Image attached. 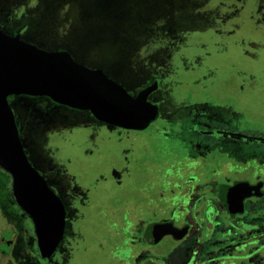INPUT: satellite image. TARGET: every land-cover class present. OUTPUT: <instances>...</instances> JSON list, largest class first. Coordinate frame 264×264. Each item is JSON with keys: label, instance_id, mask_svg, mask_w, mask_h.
<instances>
[{"label": "rangeland", "instance_id": "374dc122", "mask_svg": "<svg viewBox=\"0 0 264 264\" xmlns=\"http://www.w3.org/2000/svg\"><path fill=\"white\" fill-rule=\"evenodd\" d=\"M12 21L22 32L28 28L25 40L44 50H65L77 62L101 68L132 95L152 75L158 76L160 87L149 99L159 104L161 115L150 126L157 128L150 139L146 133L96 123L85 111L57 106L46 98L36 100L49 104L51 118L46 120V133L34 136L33 146L56 150L78 172H72L77 183L69 181L61 191L68 194L75 209L83 253L95 248L101 254L108 248L107 255L116 258L124 247L133 219L127 211L140 208L134 206L139 201L137 196L125 199L123 187L114 188L107 181L106 169L119 167L110 158L127 164L128 156L142 155V147L148 146V159L159 166L163 163L159 149L168 147L169 160L174 163L169 176L165 165L147 174L146 184L164 186L166 196H176L165 203L148 199V213L157 211L178 225L188 215L193 224L199 222L208 198L188 204L189 191L179 180L190 181L186 174L195 156L193 143L200 145L212 138L207 129L219 125L210 115L212 106L205 96L233 86L226 84L230 79L239 83L248 80L247 72L264 71V0H0V22ZM259 87L264 89V84ZM259 135L264 137V132ZM162 137L165 141L160 144ZM255 144L264 150V142ZM32 154L36 165L38 156ZM182 163L188 165L186 170L176 168ZM172 203L177 204L174 210ZM5 223L0 215V226ZM196 230L199 257L212 246L219 249L221 239L232 235L209 228L211 241H205L204 225ZM37 263L47 262L40 259Z\"/></svg>", "mask_w": 264, "mask_h": 264}, {"label": "flooded vegetation", "instance_id": "af4514ba", "mask_svg": "<svg viewBox=\"0 0 264 264\" xmlns=\"http://www.w3.org/2000/svg\"><path fill=\"white\" fill-rule=\"evenodd\" d=\"M0 30L11 37L20 35L21 39L27 43L34 44L33 42L27 41L23 38V36L26 37L25 32L28 28L22 32L20 31L19 24L16 22L12 21L11 24H3L0 22ZM226 84L230 85L232 83ZM235 84L238 85L235 92H238L239 95L228 98V102L232 104L230 109L233 110L228 117H231V119L234 120L233 123L224 121L218 128H213V130H211L217 135L211 136L212 138L207 137L203 141L205 145L204 153H207L205 155L207 158L205 156L203 157H205L209 164L211 161L210 159L214 156L213 154L215 152H217L219 156V167L214 171L213 180L218 183V191L216 192L215 190H211L208 193L200 194L195 200L192 199L194 197L192 184L197 180V175H195L193 171V167L195 166L194 160L189 161V163L192 167V171H190V173L193 176H196V180L191 179V174L187 177L190 181H184L181 178L179 180L180 183H184L185 186H187L189 191L188 204L195 205L196 201L203 196L208 198V202L202 210V217L200 221L193 224L194 222L191 221L193 220L192 217L188 215L185 217V223L178 225L175 220H171L168 216L157 213V211H154L153 214L148 213V199L156 201V203H160L154 195L150 196L145 191L136 194L123 193L121 195L125 199L135 198V196H137L140 203L138 202V204H135L134 206H140V208L136 209L134 207L132 210L127 211L128 216L133 217V219L129 220L132 225L127 226L128 231L126 237H124L125 240H123L124 247L121 250H118V253L115 256L116 258H114V256L110 258L109 255H107L108 248L105 250V253L103 251L100 254L95 248L87 250L86 253H83V247H79L81 242L77 236L79 234V231L77 230L79 224L77 216L74 215L75 209L72 208L73 205L68 201V194L61 191L62 187H64L67 182L72 181L77 183L78 177L72 175L73 170L76 171V174L78 173L76 167L74 166L73 168H70L72 167L69 166L70 163H66L64 159L60 158L56 150L48 152L47 147L44 145L42 147L33 146L34 136L36 134H40L41 131H45L46 133L49 128L46 124V120H50V116L46 111L47 107L45 106L44 109L36 107L34 104L32 105L34 101L33 97L36 96L10 95L8 97V102L15 115L19 137L28 160L44 177L54 193L60 198L66 212L63 236L58 247L49 258H43L40 255L34 221L28 214L27 221L29 230L32 233V241H35L36 243L40 259L47 260L45 261L47 262L46 264L264 263V150H258V147L255 144L257 142H264L257 139L264 138L262 135H259V132H264V106L259 107L263 110L260 114H243L242 111L247 106L243 105L244 99L241 96L242 91L240 89L242 84L253 85L251 87H247L252 89L247 92L256 93L260 92L257 90L260 88L259 84L264 83L239 82ZM261 92H264V90H261ZM263 100L264 98L261 97H249L247 101L259 104L258 101L261 102ZM244 117H246L248 121L252 122L243 123ZM253 125L255 127H253ZM244 141L249 143L244 145ZM30 153L31 155H33L32 153H35V155L38 156V159H35L36 165L33 161H31L29 156ZM107 161L108 160L105 159L103 164ZM109 165H111V163ZM128 166L130 168L131 165L129 164ZM128 166L126 163L124 164V171L128 172ZM54 170L57 171V173H54ZM117 170L119 171V169ZM106 173L107 181H110L111 185L115 188L117 182L113 176L116 173L114 166L109 170L107 168ZM128 178H123V181H127L129 184ZM96 179L97 178L94 177V180ZM213 184L214 183L210 186L211 189H214ZM237 184H247L248 186L246 187H251L252 190L251 192L248 190H241L240 193H232L233 195L231 194L229 196L228 189L236 186ZM178 186L180 190V185ZM255 187L257 189H254ZM12 196L17 203L13 190ZM175 198L176 196H174V198H168V196H166V199L171 202H173ZM172 205L175 206H171V210L176 209L177 204L172 203ZM232 209L238 211L232 212ZM0 215L6 222L5 225L0 226L1 264H3V261L8 262L9 264H37L31 258H27L22 255L28 251L29 242L25 241L24 238L16 232V229L9 220V217L5 215L1 209ZM219 216H222L223 219L219 218ZM149 221L151 222L149 223ZM170 222L173 223L176 228L183 231L186 228L181 237L166 234L159 241H154L152 230L153 225ZM200 225H204L205 241H211L207 235L209 228L221 229L227 233H231L232 235L222 239L219 237V239H221L219 249L212 246L211 248H208L207 251L204 250V253H202L199 257L196 256V251L200 250L196 229H198ZM233 236L236 237V239H232L234 241L229 239ZM258 243H260V245ZM165 245L167 246L163 249V246Z\"/></svg>", "mask_w": 264, "mask_h": 264}, {"label": "water", "instance_id": "95a60500", "mask_svg": "<svg viewBox=\"0 0 264 264\" xmlns=\"http://www.w3.org/2000/svg\"><path fill=\"white\" fill-rule=\"evenodd\" d=\"M158 87L155 81L134 96L101 68L81 64L65 50H43L20 35L11 37L0 30V167L11 175L14 197L34 221L41 257H51L58 247L66 212L60 198L28 160L8 97L46 96L57 104L89 111L108 125L143 131L160 117V106L149 100ZM246 186L231 187L229 196L241 190L251 192ZM152 230L154 241L166 234L181 237L184 233L171 222L155 224Z\"/></svg>", "mask_w": 264, "mask_h": 264}, {"label": "trees", "instance_id": "16d2710c", "mask_svg": "<svg viewBox=\"0 0 264 264\" xmlns=\"http://www.w3.org/2000/svg\"><path fill=\"white\" fill-rule=\"evenodd\" d=\"M247 74L249 75L248 80H241L239 82H262V83H264V71L260 72V73H252V74L247 72ZM251 79L255 80V81H251ZM230 80H228L227 82L232 83L230 85H233V86H228L226 88H224V86H223L222 88H218L216 93H211L210 95L205 96L208 99L207 101L210 102L211 106H212V108L210 109V115H212L211 117H213L214 120H216L219 123V125L221 123H223L224 121H227L228 123H233V121H234L233 119H231V117H228V115L233 112V110L230 109V107H232L231 106L232 104H230V102H228V98L238 96L239 94H238V92L237 93L235 92L238 88V86H234V84L236 82L230 81ZM155 81H158V76L152 75L148 80H146L143 83L142 86H140V88H138L136 90V93L133 95L135 96L140 90L151 85ZM240 89L242 91L241 96L243 97L244 100L246 99L245 101H243V105L247 106L245 109H243V111H242L243 114H249V113H259L260 114L261 112H263V110L260 109L259 107L264 106V100L261 102L258 101L259 104H254L252 101H247V100L249 97L264 98V92H261V90H264V89H260V90L257 89L260 92L248 93L247 91L252 90V89L247 88V85H244V84L241 85ZM253 94H257L258 96H254ZM33 98H34V101H33L32 105L34 104L36 107H40V108H44V109L46 106L47 107L46 111L49 114V116L51 114L50 108H49V106H47L49 104L43 103L40 101H36L37 99L46 98L57 106H64V105L57 104L52 99H50L49 97H46V96H36ZM64 107L69 108L67 106H64ZM70 109H72V108H70ZM73 110H76V109H73ZM85 112H87L88 115L91 117V119L93 121H95L96 123L106 124V123L97 121L93 117L91 112H89V111H85ZM50 118H51V116H50ZM247 122L249 123L252 121H248L246 119V117H244L243 123H247ZM106 125H108V124H106ZM219 125H217V127H219ZM150 126L143 131H133V132L146 133V134H148L147 138L150 139V137H152L153 135H155L157 133V128L150 127ZM253 127H255V126L253 125ZM116 128H118V127H116ZM118 129L125 130V129H121V128H118ZM126 131H131V130H126ZM207 132H208V135H210V136L217 135V134L213 133V131H211V129H207ZM161 139L159 141L160 144H162L165 141L163 137ZM131 143L134 144V142H132V141L130 142V144ZM198 143L199 142L193 143L195 146V150H196L193 152V156L195 155L193 158V160L195 161V166L193 167V171H194L195 175H197V180L194 181V183L192 184L193 185V193H194V197L192 199H194V200L200 194L208 193L211 190H215L216 192L218 191V188H217L218 183L216 181H213L214 180V171L219 167L218 153L215 152L213 154L214 156H212V158L210 159L211 161L209 164L205 159V157H206L205 155L207 153H204V148H205L204 142L203 141L200 142L201 143L200 145ZM167 148L168 147H162L161 149L158 148L159 149L158 158L160 159L159 161L163 162L161 165L162 166L165 165L166 174H167V176H169L168 169L171 168L174 163H173V161L169 160L170 155L167 153ZM141 150H142V155L139 157H135L132 155L128 156L127 166L129 164L131 165L130 168H129V166H128V169L126 168L128 170V172L124 171V164H125L124 161L118 159L117 157L115 159L110 158V160H114L116 165L119 166L118 168H115L116 173H115V175H113L115 177V181L117 182L116 186L118 189L123 187L121 194H123V193L136 194V193H140L142 191H145L150 196L154 195L156 197L157 201H159L160 203H165L167 199H166V195L164 193V186H161V185L152 186L148 183L146 184L147 174H149V175H152L153 173L155 174V171H158L159 169H161L162 166L157 165V163H152V161H150L148 159L149 158L148 146L142 147ZM200 155H202V156H200ZM203 156H205V157H203ZM157 159H155V160H157ZM187 166H188L187 164L182 163L180 165H176V168L179 167V169L186 170ZM117 169H119V171ZM188 171H189V173H187V177H189V174H191L190 171H192V167L190 168V166H189ZM123 178H128L129 184L127 183V181H123ZM212 183H214L213 184L214 189L210 188ZM178 188H179V186H178ZM168 198H170V197H168ZM0 209L5 213V215H7L9 217V220L11 221L14 228L16 229V232L19 235H21L25 241L29 242L28 251L22 255L26 256L27 258H31L35 263H37L38 260H40V255L38 253V249H37L35 241H32V233L29 230V225H28V221H27L28 214L15 202V200L12 196V190H11V175L8 172H6L2 167H0ZM150 222L151 221H149V223ZM18 247H19V245H18ZM16 249H17V247H16ZM42 260L47 261L44 259H42Z\"/></svg>", "mask_w": 264, "mask_h": 264}]
</instances>
